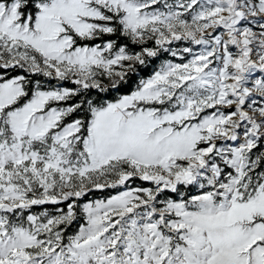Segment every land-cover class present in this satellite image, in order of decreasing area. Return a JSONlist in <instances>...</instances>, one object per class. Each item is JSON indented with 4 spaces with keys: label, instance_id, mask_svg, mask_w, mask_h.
<instances>
[{
    "label": "snow or ice",
    "instance_id": "snow-or-ice-1",
    "mask_svg": "<svg viewBox=\"0 0 264 264\" xmlns=\"http://www.w3.org/2000/svg\"><path fill=\"white\" fill-rule=\"evenodd\" d=\"M0 264H264V0H0Z\"/></svg>",
    "mask_w": 264,
    "mask_h": 264
}]
</instances>
